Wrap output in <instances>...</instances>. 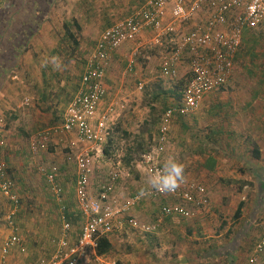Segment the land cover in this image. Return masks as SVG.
<instances>
[{
  "label": "crops",
  "instance_id": "0c3cea01",
  "mask_svg": "<svg viewBox=\"0 0 264 264\" xmlns=\"http://www.w3.org/2000/svg\"><path fill=\"white\" fill-rule=\"evenodd\" d=\"M37 4H40V0H11L10 6L8 5L9 7L5 9L4 17L1 15L0 18V44L4 45L7 43L12 45L13 42V48L17 47L16 51L7 52L4 56H2L4 52L1 53L0 69L7 60L15 57L14 60L17 61L15 66L17 68H15L16 75L14 78L17 79L20 76L19 81L25 84L29 91L33 87L32 84L38 83L31 82L32 79L27 75L34 63L29 55L30 53L21 58L19 52L22 51L21 45L22 49H24L29 40L35 36L33 32L36 31V26L33 25V19H38L40 16L38 10H36ZM132 13L127 14L126 17ZM7 16L9 19L5 21L4 18ZM16 19H22L24 24L16 23ZM31 29L34 31L30 34ZM41 33L42 30H39L36 36L41 35ZM28 34H30V39L26 38ZM166 38L161 39L160 44ZM153 39L157 44V33L150 29L145 30L138 41L143 44ZM16 42H18L17 46H15ZM128 44L130 43L125 45ZM118 52L119 50L115 54H118ZM113 57L109 67L113 63ZM241 57L242 55L240 54L235 64L240 62ZM18 69H21L20 73H18ZM105 79L104 86L106 85ZM256 82L264 84V77L261 79L239 77L232 82L230 81L225 89L207 95L202 101V106L206 116L211 119L208 122L212 123V125L206 126L205 135L201 137L202 140L199 143L195 142L198 136L196 126L192 127L191 139L185 143H183L185 140L179 143L181 147L184 145L186 147L189 146V149L191 148L189 155H193L192 159L187 158V160L191 161L184 167L185 172L192 170L193 176L197 178L192 176V180L196 179L200 184H205L210 190L212 189L214 196L213 210L214 212L222 211V221L217 223L208 219L209 216L212 217L214 214L209 215L207 212L190 220L180 217L166 218L159 230L148 234L135 230L128 222V219L117 220L114 233L107 236L112 243V250L105 258L103 257L104 260L116 261L118 264H264V251L260 254L255 251L257 244L264 236V206L247 207L245 203L242 217L237 221L234 220V214L239 204L246 201V197L243 194L247 186H253V183L256 182L258 193L264 190V123L259 119V116L264 117V87L255 88L251 86L248 93H242L243 91H241V89L246 88V84L252 85ZM14 84L17 85V83ZM108 86L110 88V85ZM229 88H234V92H228ZM9 89H12V86H9ZM80 89L81 82L77 92ZM6 90L0 91V119L5 120L1 113L6 110L9 115L7 117L12 124L9 125L10 129L14 127L21 133L24 128L18 123L24 121V108L21 107V100L14 94L13 89L11 94H7L8 90ZM4 92L6 93L4 94ZM249 93L250 95H248ZM32 100L33 105L31 107L34 110L35 96L32 97L31 95V99L26 98L23 106L29 107ZM27 101L28 105L26 104ZM40 113V111H37L38 115ZM32 114L36 113L33 112L30 115L28 112L29 116H32ZM218 115H222V123H218L219 119L216 120L217 122L214 120ZM234 116L237 120L235 124L233 123L235 120ZM27 121L30 120L28 119ZM8 132L5 123V140L8 137ZM64 138L75 139L71 145L77 148L75 149V154L86 150L82 148L81 151L79 150L82 143L78 141L75 134H64L54 139H59V142L56 143L62 144ZM14 142L16 141L11 144L6 142V146L2 151L9 168L8 177L14 183L12 194L18 199V204L12 202L2 193L0 179V262L3 258L5 242L10 237L17 235L20 241L9 251L5 264H39L41 260L50 259L54 255L57 242L63 237L65 221L70 222L72 228L77 223H80L79 230L74 232L72 229L68 235L70 244H75L80 235L84 218H81L82 213L79 206L77 210L75 207H69L64 204V195L66 192L69 193V191L66 190V184L60 177V169L57 167L59 169L58 184L62 196L58 199L52 192L45 176L41 174L46 181L47 187L41 188L39 183H32L29 173L20 171L21 169L24 170L21 163L26 160V152L23 151V147L16 145ZM29 145L31 152V143ZM219 145H222V151L215 149ZM255 149L260 152L259 159L254 158L253 151ZM97 150L99 151V149ZM68 163L70 162L68 161ZM242 164H245V166H241ZM212 177H222V186L220 184L218 186L220 193H222V207H217L219 193L214 191L215 186L210 183ZM92 178H94L93 175ZM224 179L228 181L223 182ZM232 181L241 183L242 189H237L238 186L234 184L229 185L233 183ZM76 183L77 175L74 179V191L72 189V194L75 193V196ZM231 189L235 190V192ZM236 191L239 193H236ZM90 193L92 195L93 188H90ZM231 200L232 203L237 201V205H235L237 207H232L233 205H230V207L224 206L225 203ZM154 202H159V207H155ZM161 205L162 201L160 200L146 201L132 210L130 217L131 219H137L142 224L152 225L156 220ZM257 209H260V214L257 218L253 221L246 219V212H252L253 210L255 212ZM231 213L232 215H230ZM11 214H13V224L9 221ZM227 215L230 217L226 218L225 216ZM248 222H251V233L246 237V241H242L240 240L241 238H237L236 233L240 232L239 228H243ZM256 228L261 231L258 236L256 235ZM252 260L254 261L253 263L251 262Z\"/></svg>",
  "mask_w": 264,
  "mask_h": 264
},
{
  "label": "built area",
  "instance_id": "2783aa9c",
  "mask_svg": "<svg viewBox=\"0 0 264 264\" xmlns=\"http://www.w3.org/2000/svg\"><path fill=\"white\" fill-rule=\"evenodd\" d=\"M263 23L264 0H147L130 16L103 31L87 60L81 89L69 103L61 123L37 131L31 140V152L38 154L48 142L64 134H75L80 143L97 148L107 143L116 113L115 105L102 111L107 95L104 79L110 61L123 45L136 42L145 30L151 29L157 33V44L166 36L169 41L170 47L160 65L161 76L175 79L178 67L187 60L190 79L180 93L178 104L164 113L154 147L139 161V167L144 169L149 180L167 162L165 154L169 147V124L172 119L177 114L187 116L195 113L207 95L229 85L242 49L244 33L259 28ZM134 67L135 59L132 57L128 61L127 71L132 72ZM4 130L5 122L0 119L1 191L18 204V199L12 194L14 183L8 177V164L2 151L6 146ZM93 150L68 157V161L77 167L76 196L84 218L80 235L75 244H70L68 235L72 225L65 221L63 237L58 240L54 255L41 260L39 264H118L116 261H106L97 254L99 239L114 233L117 220L128 219L135 230L149 234L159 230L166 218L190 220L207 212L210 202L206 187L186 176L185 182L174 192L162 193L148 184L120 204L114 197L120 173L114 170L99 185L97 196H92ZM97 152L102 153L103 150ZM40 171L54 195L60 199L59 169L55 166L43 167ZM159 200L162 205L152 225L131 219V211L136 207L146 201ZM12 219L13 214L9 217L11 224ZM19 241V237L14 235L5 242L0 264L6 263L9 251ZM255 251L257 254L264 251V236Z\"/></svg>",
  "mask_w": 264,
  "mask_h": 264
},
{
  "label": "rangeland",
  "instance_id": "374dc122",
  "mask_svg": "<svg viewBox=\"0 0 264 264\" xmlns=\"http://www.w3.org/2000/svg\"><path fill=\"white\" fill-rule=\"evenodd\" d=\"M10 1L11 0H0V18L1 15L4 17L5 9L10 6ZM85 1L86 0H57V3L51 9V12L44 16V20L40 26L35 27L36 30H42L41 35H35L32 37V40L29 41L28 45H25L24 49L19 52L21 58L30 53L29 55L34 65L27 75L32 79L31 82L41 83V71L45 57L48 55L46 61H50V58L54 57L51 55V51L59 49L58 54L55 55V57H59V72L62 75L61 82L59 85H51L49 88L50 100H54L55 103L48 101L47 103L38 104L36 101V103L34 102L35 108L32 110V100L29 107H24L23 105L26 98L31 99V95L32 97L38 96V89H30L31 91H29L28 88H26V85L19 81L20 76L15 79V68L10 70L8 75H5L4 81L0 84V91L6 90L7 88V94H11V90L13 89L15 92L14 94L21 100V107L24 108V121L18 123L24 128L21 133L14 127L10 129L9 125L12 124L7 117L9 116L8 112L4 110V112L1 113L4 116L1 117L5 119L4 122L7 125V131H9L6 142L11 144L13 141H16L14 143L23 147V151L26 152V160L21 163L24 170L21 169L20 171H26V173H29L31 175L30 178L32 179V183H39L41 188H45L47 187V184L41 175L42 173L40 169L43 167H58L60 169V177L66 184V190L70 193H65L64 204L69 207H75V209H77L79 205L76 202L75 193L72 194V189L74 191V179L77 175V169L73 162L68 163L67 161L68 155L75 154V149H77L76 146H71L75 139L64 138L62 144H57L56 142H59V139H54L53 141L48 142L45 145V148H41L40 152L36 155L30 152L29 144L38 130L53 125H59L61 123L67 108V95H71V92L74 94L77 92L73 90V84L69 85L70 82L65 79L68 74L67 76L64 74L70 73V75L73 74L77 76V74L81 73V69L83 71L87 60L94 52L98 39L106 29L105 13L111 16L109 17L110 20L112 19L113 22H117L122 18H125L126 15L128 13L130 14L134 9L136 10L138 7H141L143 2V0H134V2L132 0H117L113 7L107 8L110 4V0H96L95 12H92L89 0L87 3ZM4 19L5 21H8L9 18L7 16ZM73 19H77L83 28L81 33H77V40L79 41L77 51H74L72 42H64V40H62L65 38L64 23L72 21ZM254 39L256 40V45L253 49H242V57L240 58V62L235 64L231 82L239 77L250 79L253 77L261 79L264 77V23L259 28L250 31L248 34L247 42L253 44ZM17 44L18 42L15 43V46H17ZM13 46V42L12 45L7 43L4 45L0 44V55L2 52L6 55L7 52L5 51H16L17 47L13 48ZM168 46L169 43L167 39H164L161 44H156L154 39L150 41L148 40V42H144L143 44L137 40L128 45H123L119 49L118 54L113 55V63H111V66L106 73L105 86L107 89V95L102 106V111L111 105H115L116 107L111 134L107 143L101 147L93 148L95 147L94 145L84 146L83 144L80 148L78 147L80 151L81 148L86 149V151H91L90 148L95 149L91 152V155L94 158V178H92L93 183L91 182V188H93L92 196L94 197L98 194L97 189L99 185L105 182L109 173L114 170L119 171L120 173V179L116 185V192L114 195L117 203L121 204L132 194L139 192L148 186V178L144 173V169L139 167V159L144 151L154 147L158 129L153 127L150 132H147L146 129L148 126L146 123L152 120V115L157 117L162 114V110L165 106L177 104L178 101L176 96L171 95L170 93L176 92L180 94V91L190 79V68L187 60H184L178 67V75L175 79H166L161 76L160 65L168 50ZM250 50H252L253 54L249 52ZM72 53L75 56H73ZM132 57L135 59V67L132 72H128L127 62ZM11 60L13 61V59ZM20 70L18 69V73H20ZM73 80L74 82L77 81L76 79ZM182 81L183 83L181 84ZM14 83H17V85ZM77 83L79 84L78 81ZM34 85L35 84H32V86ZM107 85H110V88L109 86L107 87ZM9 86H12V89H9ZM245 86V89H241V91H243L242 93H248L251 86L255 88H263L264 84L256 82L252 85L246 84ZM63 87L68 89V92H63L61 90ZM53 90L57 91L53 92ZM228 92H234V88H229ZM5 93L6 92H4V94ZM156 95H159L158 99L153 100ZM248 95H250V93ZM152 108H155L156 111L152 112ZM37 111H40L41 113L38 115ZM28 112L30 115L33 112L36 114L29 116ZM234 118L235 120L233 123L235 124L237 120L235 116ZM28 119L30 121H27ZM209 119L210 117L206 116L202 103L195 113L188 116L173 118L169 124V147L165 154V161L174 159L184 167L189 164L191 160H187V158L192 159L193 156L189 155L191 148L189 149V146L186 147L185 145L181 147L179 143L182 142V140H185L183 142L185 143L191 139L190 135H192V127L194 126H196L198 130V136L196 137L195 142L199 143V141L202 140L201 137L205 135L207 129L206 126L212 125V123L210 124V122H208ZM218 119V123H222V115H218L214 120L216 121ZM259 119L264 123V117L259 116ZM188 128L189 130H187ZM97 149L103 150V152H97ZM105 149L108 150V154L104 152ZM215 149L222 151V145H219V147H216ZM249 156L251 157V155ZM241 166H245V164H242ZM12 171L14 172V170ZM193 174L192 170L185 172V176L190 179ZM196 179H194V181H196ZM224 180L228 181L226 179ZM232 182L233 183L229 185L234 184L235 186H238L237 189L241 188V183ZM210 183L215 186L214 191L219 193L217 197V207H222V193H220V189L218 188L219 184L222 186V177H212ZM258 184L260 185V183ZM204 186L207 189L210 202L207 213L209 215L214 214L212 217L209 216L208 219L217 223L218 221L221 222L222 211L214 212L213 210L214 196L212 194V189L210 190L205 184ZM231 190L235 192V190ZM236 193L239 192L236 191ZM243 196L246 197L245 203L247 204V207L264 206V190L258 193L256 182L253 183V186H247L244 190ZM153 204L155 207H159L160 205L159 202H154ZM230 205H233L232 207H237L235 206L237 205V201L232 203L231 200L228 203H225L224 206L230 207ZM246 213V219L253 221L260 214V209H257L255 212L253 210L252 212L250 211ZM230 215H232V213ZM225 217L228 218L230 216L227 215ZM250 224L251 222H248L243 228H239L240 232L236 233L237 238L246 241V237L250 235L252 229ZM79 227L80 223H77L72 229L74 232H77ZM260 234L261 231L256 228V235L258 236Z\"/></svg>",
  "mask_w": 264,
  "mask_h": 264
},
{
  "label": "trees",
  "instance_id": "16d2710c",
  "mask_svg": "<svg viewBox=\"0 0 264 264\" xmlns=\"http://www.w3.org/2000/svg\"><path fill=\"white\" fill-rule=\"evenodd\" d=\"M57 0H40V4H37L36 5V10H38V12H39V18L38 19H33L34 21H33V25L34 26H36V27H39L40 26V24L42 23V19H44V16L46 15V14H48V13H50L51 12V9H52V7L57 3L56 2ZM87 1L88 0H86L85 2L87 3ZM95 1L96 0H89V3H90V8H92L91 10H92V12H95V8H96V6H95ZM133 2H134V0H132ZM146 0H143V2H142V4H144V2H145ZM116 2H117V0H110V4L107 6V8H110V7H113L115 4H116ZM142 4H141V6H142ZM139 8V7H138ZM135 10V9H134ZM134 10L132 11V12H134ZM37 12V13H38ZM106 12H107V9H106ZM131 12V13H132ZM129 14V13H128ZM105 17H106V19H105V27H106V29L107 28H109V27H111L116 21H112V19L110 20L109 19V17H111V16H109V15H107V13H105ZM42 18V19H41ZM17 21H16V23H18V24H20V23H23L24 21H22V19H16ZM39 20V21H38ZM24 24V23H23ZM63 27H64V37L65 38H63L62 40H64V42H66V41H69V42H72V46L74 47V51H77V48L79 47V41L77 40V33L79 34V33H81L82 32V26H81V24L79 23V21L77 20V19H73L72 21H67V22H65L64 23V25H63ZM36 29V28H35ZM105 29V30H106ZM34 30H30V34H31V32H33ZM33 33H35V35H37L38 33H39V30L37 31H35V32H33ZM32 33V34H33ZM250 33V31H246L245 33H244V38H243V44H242V49H244V48H246V49H253V47L256 45V40L254 39V43L253 44H251V43H249V42H247V38H248V34ZM30 34H28L27 36H26V38H31L30 37ZM32 39V38H31ZM30 39V40H31ZM29 40V41H30ZM63 43V42H62ZM27 45H28V43H27ZM242 49H241V51H242ZM21 50H22V47H21ZM58 50L59 49H54V50H52L51 51V55L52 56H55V55H57L58 54ZM241 51L239 52V54H238V56L241 54ZM5 52H10V51H5ZM249 52H251V54H253L252 53V50H250ZM49 54V53H48ZM73 54V53H72ZM5 55V54H4ZM4 55H2V56H4ZM48 56V55H47ZM47 56L45 57V59H44V65H43V68H42V71H41V78H42V83H37V84H35L33 87H32V89H38V96L37 97H35V103H36V101H37V103L38 104H42V103H47L48 101H50V102H52V103H55V101L54 100H50V93H49V88L51 87V85L53 86V85H59L60 84V82H61V73L59 72L60 70H59V68L58 69H54L53 68V66L51 65V63L49 62V63H47V65H46V58H47ZM73 56H75L74 54H73ZM237 56V57H238ZM0 57H1V55H0ZM13 59V61L12 60H8V61H6V63H5V65L4 66H2V68L0 69V71H1V73H0V81L1 82H3V80H4V77H5V75H8L9 74V72H10V70H12L13 68H17L16 66H15V62H17L16 60H14L15 59V57L14 58H12ZM1 60V59H0ZM2 61V60H1ZM1 61H0V63H1ZM11 61V62H10ZM86 66V65H85ZM84 70H85V68L83 69V71H82V69H81V73L80 74H77V76H75V75H73V74H71L70 75V73H66V74H64L65 76H67V74H68V76L65 78L66 80H68L70 83H69V85H72L73 84V90H75V91H77L78 90V88H79V85H80V82H81V76H82V74H83V72H84ZM73 79H76L78 82H79V84L77 83V81H75L74 82V80ZM183 83V81L181 82V84ZM1 84V83H0ZM42 86H41V85ZM40 86V87H39ZM185 87V86H184ZM183 87V88H184ZM58 90V89H57ZM57 90H53V92H55V91H57ZM63 92L64 91H66V92H68V89H65V87H63L62 89H61ZM183 90V89H182ZM181 90V91H182ZM61 91V92H62ZM181 91H180V93H181ZM73 92H71V95H67V98H66V103H67V107H68V105H69V103L71 102V100L73 99V97H74V93L72 94ZM171 95H175L176 96V98H177V101H179V99H180V94H178V93H170ZM73 95V96H72ZM158 97H159V95H156L154 98H153V100H157L158 99ZM177 104H178V102H177ZM177 104H173V105H170V106H165L164 108H163V110H162V114H160L159 116H157V117H155L154 115H152V120L150 121V122H147L146 123V125L148 126V128L146 129V131L148 132H150L151 131V129H153V127L155 128H157L158 130H157V133H156V135L158 134V131H159V127H160V125H161V123H162V120H163V115H164V113L169 109V108H173V107H175ZM151 111L152 112H155L156 111V109L155 108H152L151 109ZM180 116H182V115H180V114H177L174 118H177V117H180ZM188 116V115H187ZM152 128H151V127ZM149 150V149H148ZM148 150H146V151H144L142 154H141V157H140V159H139V161L142 159V157H143V155H145L146 153H147V151ZM106 154H108V150L107 149H105V151H104ZM254 158H256V159H259L260 158V152H259V150L258 149H255L254 151ZM9 169V168H8ZM8 172H9V170H8ZM223 182H226V181H224L223 180ZM243 207H245V202H241L240 204H239V206H238V209H237V211L235 212V214H234V220H239L241 217H242V214H243ZM83 217V215H81V218ZM111 250H112V243L110 242V240H109V238L107 237V236H103V237H101L100 239H99V242H98V249H97V254L99 255V256H101V257H104L105 258V256H107L110 252H111Z\"/></svg>",
  "mask_w": 264,
  "mask_h": 264
},
{
  "label": "clouds",
  "instance_id": "9594fccd",
  "mask_svg": "<svg viewBox=\"0 0 264 264\" xmlns=\"http://www.w3.org/2000/svg\"><path fill=\"white\" fill-rule=\"evenodd\" d=\"M54 69L60 67L59 57H51L50 61ZM185 169L181 163L174 159H169L162 170L150 177L148 184L150 188L159 192H174L185 182Z\"/></svg>",
  "mask_w": 264,
  "mask_h": 264
}]
</instances>
